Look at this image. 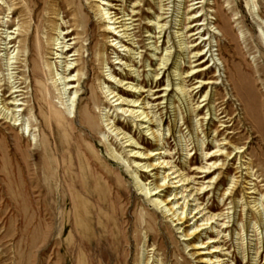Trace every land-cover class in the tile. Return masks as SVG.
I'll use <instances>...</instances> for the list:
<instances>
[{
  "label": "rangeland",
  "instance_id": "rangeland-1",
  "mask_svg": "<svg viewBox=\"0 0 264 264\" xmlns=\"http://www.w3.org/2000/svg\"><path fill=\"white\" fill-rule=\"evenodd\" d=\"M171 1L168 5L169 17L165 19L169 23L168 28L160 40L156 41V45H159L161 51L164 47L170 48L173 52L170 63H174L180 60L178 39L175 37L178 25L175 20L179 18L178 8L181 4L180 0ZM247 1L205 0L202 11L205 16L201 19H206L207 23L218 26L221 23L225 26L220 22L221 18L209 10L223 8V13L230 19L237 43L235 46L232 41L222 38L220 33L207 41L210 53L204 59L206 63L212 64L208 68V77L215 75L220 80L216 85L205 86L196 95L195 101H202L201 105H205L197 112L196 118L201 121V126H197V129L194 119L189 118L186 105L179 102L175 94L174 84L177 81L173 77L174 66L170 65L166 70L165 76H169L172 83L170 100L175 104L174 107L179 105L181 116L186 121L184 125L182 121L180 126L181 134L189 148L193 147L194 155L188 158L187 164H184L187 155L180 150L181 146L177 143L173 116L176 109L173 105L168 108L166 123L171 127L168 145L172 160L179 167L184 165L189 176H197L194 171L189 170L203 163L198 150L200 140L208 145L206 148L204 146L207 150L217 146L222 139L234 145L239 143L238 147L246 148L244 154H232L231 159L221 158V161H226L229 170H216L207 177L203 175L202 179L197 178L199 183L206 184L211 176L217 177L212 188L200 193L199 198L210 212L223 214L221 218L228 217L223 218L228 227L224 228L226 236L220 241L224 240L230 260L237 264H264V214H259L254 207L262 197L264 205V0H250L254 4V12H258L257 17ZM135 2L139 3L135 9L139 14L135 17L137 20L134 21L131 31L136 42L135 53L139 52L140 56H136L138 58L133 61L125 57V52L120 51V48L107 44L110 34L100 31L103 27L96 5L102 3L101 0H0V18L4 16L3 19L8 22L9 27L13 29L15 25H20L23 30L27 29L39 36L41 43L46 45L41 58L37 57L36 60L40 61L38 65L45 70L48 63L55 60L51 39L56 37L58 28L66 36L65 40L77 38L75 49L79 50L83 61L80 56H69L75 49L67 55L69 59L77 60L78 66L71 74L76 71L80 74L83 81L80 92H84L73 124L64 123L57 132L44 124L42 116L47 117L48 109H44L42 116L39 114L38 102L41 100L37 99L39 95L35 96L34 90L39 85L37 81H45L50 89L45 90L44 95L51 97V102L62 110L63 105L57 94L59 92L52 85V80L49 76L36 78L37 81L33 78L26 80L25 84L30 85L23 90L26 93L21 96H24V102L28 106L24 119L33 121V134L36 142L41 145L34 151L33 156L25 155L23 142L17 141L13 136L14 133L23 134L21 127L12 131L7 123L0 121V264H206L202 262L206 255L205 249L193 248L194 239L183 240L185 237L181 234L187 228L186 224L180 230L176 229L178 226H174L175 223L161 215L160 210H156L138 191L132 172H137L140 182L151 184L157 180H154L155 171L141 172L132 163V160H140L130 156L129 151L133 147H123L120 140L109 134L100 118L101 108L106 106L100 81L109 85L104 71L110 67L117 77L125 79L126 82L132 83L133 79L145 82L146 69L158 66V61L150 57L144 25L147 23L146 19L155 12L154 0L114 1L116 7L112 11H120V7H123L124 12L129 13V8ZM7 5H11L12 9L8 10ZM189 5V2H185L181 11L189 12ZM233 18L237 20L233 22ZM211 24L204 27L206 31L211 29ZM67 28L73 30V33L65 34L69 31ZM182 32L189 35L193 30L183 29ZM72 41L68 42L70 47L74 45ZM102 50L106 67L100 60ZM26 53L28 50L24 48L22 54ZM117 53L126 62H130L131 68L139 73L138 78L126 70L127 68L123 70L124 67L112 65ZM1 58L2 56L0 70L4 71V61ZM21 59L24 57L21 56ZM30 59L32 61L35 58ZM243 59L249 68L241 67L239 62ZM139 60L141 62L138 63ZM184 60L188 59L185 57L181 60L180 68L185 75L189 64L183 62ZM145 61L150 64L149 67H143L142 63ZM234 63H238L244 73L248 72L243 82L252 104L250 110L243 109L239 96L241 92L238 93L231 85L232 81L228 77ZM29 68L28 66L23 69L28 71ZM165 76L162 83H165ZM194 81L196 80L191 83ZM196 91L197 89L194 93ZM5 92H8L7 86ZM206 92L207 99L203 100L202 96ZM96 94L99 95L97 101L91 102L87 107L86 100L90 95ZM85 109L94 113L92 121L98 125L92 134L80 122V115L86 112ZM62 114L67 115L66 112ZM205 114H208L206 120ZM218 114L226 117L219 118ZM115 119L118 120L117 127L132 134L140 142V146H153V141L142 130L133 126L128 118L116 116ZM178 125L179 123L177 129ZM52 133L56 140L51 136ZM212 138L214 140L210 141ZM28 139H31V135ZM105 140L127 159L128 166L110 155ZM226 151L234 153L232 148ZM251 161L252 170L245 169V165ZM233 185L236 194L222 196ZM252 187H256L255 193H250ZM166 193L167 191L160 192L159 195ZM205 237L207 235L202 237L204 241Z\"/></svg>",
  "mask_w": 264,
  "mask_h": 264
},
{
  "label": "bare ground",
  "instance_id": "bare-ground-1",
  "mask_svg": "<svg viewBox=\"0 0 264 264\" xmlns=\"http://www.w3.org/2000/svg\"><path fill=\"white\" fill-rule=\"evenodd\" d=\"M91 1L97 2L99 0ZM114 1L124 2L125 0H101L102 3L96 5L97 14L103 27L100 31L110 34L107 37V44L120 48V51L125 52V57L131 58L134 61L140 54L139 52L135 53L134 45L136 42L134 41V34H132L131 31L133 28L131 27L134 25V21L137 20L135 17L139 14V11L135 9L136 6H139V3L135 2L132 4L129 8V13H126L123 7H120V11H112V9L116 7ZM185 2L190 3L187 10L189 12L186 13L181 11L182 5ZM247 2L252 9L251 11L254 13L255 17H257L258 12H254V4L250 3V0ZM171 3V0H154L155 12L151 17L146 19L147 23L144 24L146 28V39L148 40L147 44L151 53L150 57L152 60L158 61V66L153 69H146L145 82L140 81V79H133L132 83L126 82L125 79L117 77L113 71H111L110 67L104 71L105 80L110 86L106 84V82L100 81V90L105 98L104 103L106 105L104 108H101L100 118L107 128V131H109V134L120 140L123 147H133L129 151V153H131L130 156L140 160H138V162L132 160V163L136 164L137 168L142 170L141 172L155 171L153 173L155 176L154 180H157L155 183L151 182V184L150 182H140L137 172H132L138 191L155 206L156 210H160L161 215L169 218L171 222L175 223L174 226H178L176 229L180 230L182 228L181 226L186 224L187 228L183 229L181 236L185 237L183 240L194 239L193 248L205 249L204 254L206 255L202 262L206 264H237L234 260H230L229 251H227L225 247L226 244L224 240L220 241L221 238L226 236L224 235V228L228 227L227 222L223 218L228 217L221 218L223 214L210 212L208 207L200 202L199 198L200 193L212 188L217 177L211 176L208 178L206 184L199 183L197 178L202 179L203 175V177H207L216 170H229L226 161H221V158L231 159L236 154H244L246 148L238 147L237 144L239 143H235L236 145H234L230 141L222 139L217 146L213 147L211 150H207L204 149V146L206 148L208 145H206L203 140H200L196 134L197 139L200 140L198 150L200 151L203 163L199 166H193V168L189 170L194 171L197 176H189L185 172L184 165L179 167L175 161L172 160V152L168 145V138L171 136V127L166 123V116L169 106L173 105L174 107L175 104L170 100V93L172 92L170 77L165 76L166 70L169 69L170 65L174 66L173 77L174 80L177 81L174 84L175 94L178 97V101L186 105L189 118L194 119V126L195 129H197V126H201V121H199L200 118H196L198 116L197 112L205 105L203 103L201 105L202 101H195L196 95L205 86L211 84L216 85L220 80L215 75H210V77H208V68H210L212 64L206 63L207 61L204 59V57L210 53V47L208 48L209 44H207V41L212 36L219 33L222 38L232 41L234 45L237 43V40L230 26V19L223 13V8L217 11L215 9H209L212 13H215V16L221 18L220 22H223L225 25L223 26L220 23L221 26H218L217 24L207 23L206 19H201V17L205 16V13L202 12L205 0H180L179 4H181V8H178L179 18L175 20L176 25H178V30L175 31V37L178 39L180 60L170 63L173 52L169 50L170 48L168 47H164L161 51L159 45H156V41L160 40L168 28L169 23L165 21V19L169 17L167 15L170 9L168 5ZM7 9H12V6L7 5ZM156 11L158 13H156ZM1 13L0 9V14ZM3 18L4 16L0 18V46H2L0 49V56H2L1 59L4 61L3 67L5 68L4 71L0 70V121H2L3 124L7 123L8 128L12 131L19 126L21 127L24 135L22 133H14L13 136L17 141L23 142L25 155L33 156L34 151H37L40 144L36 142L35 135L33 134V121L24 119V113L28 106L26 102H24L26 100H24V96H21L26 93L23 90L30 85V83L25 84L26 80L28 78L36 80V78L44 76H49L52 80V85L59 92L57 94L63 105L62 110L58 109L56 105L51 102V97H46L44 95L45 90L50 89V85L45 81L41 79L40 81L36 80L39 85L36 86L34 90L36 91L35 96L39 95L37 99L41 100V102H38L39 114L42 116L44 109L46 107L48 109L47 117L44 115L42 116L44 124L48 128L50 127L51 130L56 129L58 132L60 130L59 128H61L64 123H70L69 125L73 124L75 119L74 116L77 111L76 109L84 95V92H80L81 83L83 82L79 76L80 74L77 71L75 74H71L72 70L78 66L76 64L77 60L69 59V56H80V60L82 61L83 57L79 53V50L75 49V45L77 44L75 40L77 38L73 37L65 40L66 36H64L61 29L58 28L56 37L51 39V45L54 51L52 54L55 55L54 59L57 61L54 60L49 62L48 68L45 70L38 65L40 61L36 62L37 57H39L38 59L41 58L40 55L46 46L41 43L40 37L28 32L27 29L23 30L20 25H15L12 29ZM219 18H216V20L219 21ZM231 20L234 22L237 18ZM262 23L264 24L263 21ZM208 24H211V29L206 31L204 27ZM67 29L69 30V28ZM183 29L185 31L193 30V32L186 35V33L184 34V32H182ZM210 31H212L211 34ZM68 32L73 33V30H69L65 32V34ZM156 34L158 35L157 37ZM72 40H74V42ZM69 41L73 42L74 45L72 47H70ZM189 44L190 46H188ZM24 48H27L28 53L22 54ZM71 50H73V54L68 56L67 54L71 52ZM100 55L101 63L106 67V59L103 57L104 50H102ZM218 55L217 53V56ZM21 56H23L24 59H21ZM210 56L211 55H209V57ZM31 57L35 59L31 61ZM185 57L188 60H184L183 62H187L189 67L184 75L180 67L182 65L181 60ZM220 58L219 56V61ZM139 62H141V60H139L138 63ZM192 63H195V65H191ZM239 63L241 67L243 66L245 69L250 67L244 59L240 60ZM112 65L124 67L123 70L127 68L126 70L134 74L137 78L140 76L137 71L131 68L132 65L130 62H126L124 57L120 54L118 55V53ZM142 65L143 67L150 66L146 61L142 63ZM238 65V63L232 64V73L228 74V77L230 81H232L231 85L238 90V93L241 92L239 96L243 109L248 110L252 104L247 97V91L246 88L244 89L245 85L243 82L248 72H246L247 74L244 73V70L242 71ZM28 66L30 67L29 70L24 71L23 68ZM25 73L28 74L26 75ZM164 76L165 83H162ZM192 80L196 81L191 83ZM250 83L249 81L248 84ZM6 86L8 89L7 93L5 92ZM195 89H197V91L194 93ZM250 92L253 94L251 90ZM98 96V94L95 96L90 95L86 100L87 107H89L91 102L97 101L96 98H98ZM207 96L208 92L202 96L203 100H206ZM174 109H176L173 116L175 121L174 128L177 132V143L179 147L181 146L180 150L187 155V160L184 162V164H187L188 158H190L192 154L194 155L192 152L193 147L189 148V144L184 140L181 134L180 126L182 121H184L182 125L186 124V121L184 117L181 116L179 105L174 107ZM85 110L86 112L80 115V122L84 127L88 128L89 132L92 134L95 129L98 128V125L92 121V115L94 116V113L91 111L87 112L88 109ZM62 112H66L67 115L62 114ZM207 115L208 114L204 115L205 120L207 119ZM116 116L128 118L133 126L142 130L144 135L153 141V146H140V142L135 139L132 134L117 127L116 122H118V120L115 119ZM217 117L222 118L226 116H223V114L219 116L218 114ZM34 120L36 121L37 119L34 118ZM178 123L177 129L176 126ZM36 125L38 124L36 123ZM27 135H31L30 140ZM25 136H27V138ZM51 136L56 140L54 133H52ZM213 138L210 141H213ZM105 141L108 145L110 155L117 161L128 166L127 159H125L121 153L117 152L115 148L108 143V140ZM39 143L41 142L39 141ZM55 146L57 148V145ZM228 148H232L234 153H227L226 149ZM13 150H16V146L13 147ZM263 152L262 155H264ZM232 154L234 155L232 156ZM252 166L253 162L251 161L245 165V169L252 170ZM251 189L252 191L250 193L256 192V187H252ZM165 191H167L165 195H159L160 192ZM235 194V185H233L231 190L227 189L222 196H232ZM262 198L257 202L255 201L256 203L254 206L259 214H264ZM230 221L231 218H229L228 223H230ZM208 232L210 235H208ZM205 235H207V237H205L206 241L202 238ZM262 239H264L263 235ZM187 247L188 245L185 246V248Z\"/></svg>",
  "mask_w": 264,
  "mask_h": 264
}]
</instances>
